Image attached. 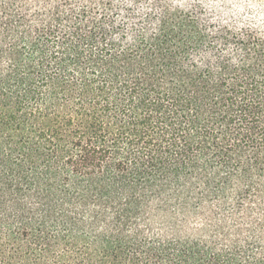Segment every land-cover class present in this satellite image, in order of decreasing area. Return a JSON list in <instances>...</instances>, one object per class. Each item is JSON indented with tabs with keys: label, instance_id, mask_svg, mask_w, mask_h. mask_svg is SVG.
I'll list each match as a JSON object with an SVG mask.
<instances>
[{
	"label": "trees",
	"instance_id": "16d2710c",
	"mask_svg": "<svg viewBox=\"0 0 264 264\" xmlns=\"http://www.w3.org/2000/svg\"><path fill=\"white\" fill-rule=\"evenodd\" d=\"M0 264H264V0H0Z\"/></svg>",
	"mask_w": 264,
	"mask_h": 264
}]
</instances>
